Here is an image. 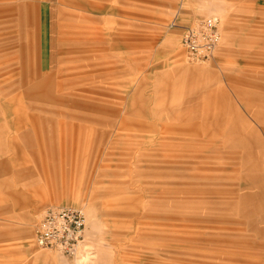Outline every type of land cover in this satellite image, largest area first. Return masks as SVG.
Here are the masks:
<instances>
[{"label": "rangeland", "instance_id": "rangeland-1", "mask_svg": "<svg viewBox=\"0 0 264 264\" xmlns=\"http://www.w3.org/2000/svg\"><path fill=\"white\" fill-rule=\"evenodd\" d=\"M64 205L73 257L35 240ZM0 264H264V0H0Z\"/></svg>", "mask_w": 264, "mask_h": 264}, {"label": "built area", "instance_id": "built-area-1", "mask_svg": "<svg viewBox=\"0 0 264 264\" xmlns=\"http://www.w3.org/2000/svg\"><path fill=\"white\" fill-rule=\"evenodd\" d=\"M222 40L221 20L213 15L193 21L183 29L180 43L188 60H213ZM87 217L84 209L73 206L49 207L35 229V240L41 249L73 257L85 248Z\"/></svg>", "mask_w": 264, "mask_h": 264}]
</instances>
